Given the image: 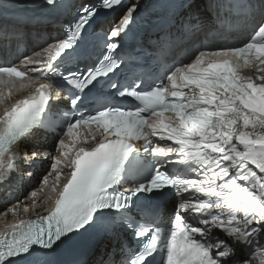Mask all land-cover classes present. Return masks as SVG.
I'll use <instances>...</instances> for the list:
<instances>
[{
	"label": "snow or ice",
	"instance_id": "snow-or-ice-1",
	"mask_svg": "<svg viewBox=\"0 0 264 264\" xmlns=\"http://www.w3.org/2000/svg\"><path fill=\"white\" fill-rule=\"evenodd\" d=\"M44 2L55 5L56 0ZM120 3L81 4L63 38H50L41 51L22 57L26 67L32 66L38 78L55 76L61 65L77 59L71 53L86 51L91 38L99 36L100 10ZM197 3L188 0V7ZM137 7L129 6L107 34L106 53L83 70L77 63L75 71L65 67L60 74L72 111L48 120L50 128L61 129L55 145L59 155L44 154L52 160V171L41 189L30 193V203H18L4 215L46 206L37 203L41 195L52 206L5 224L0 264L25 258L28 264H51L57 247L89 230L118 241L130 232L136 241L132 249L118 243L104 264H156L157 257L159 264H264V0L235 5L262 13L248 42L186 54L190 62L166 66L155 81L137 78L122 85L112 80L123 64L116 55L117 38L133 22ZM27 75L15 64L0 65V104L6 105L0 113V182L15 170L13 146L44 127L51 100L62 98L52 84L39 83L34 92L7 103L15 78ZM28 86L21 83L19 89ZM117 97L131 98L133 104L116 103ZM86 101L87 110L76 111ZM166 112L170 119L162 118ZM197 172L198 179L188 178ZM126 180L135 186L117 190ZM170 189L179 201L167 222L152 203L132 214L142 196L152 201ZM117 252L118 262L113 259Z\"/></svg>",
	"mask_w": 264,
	"mask_h": 264
},
{
	"label": "bare ground",
	"instance_id": "bare-ground-1",
	"mask_svg": "<svg viewBox=\"0 0 264 264\" xmlns=\"http://www.w3.org/2000/svg\"><path fill=\"white\" fill-rule=\"evenodd\" d=\"M92 0H82L80 1V3H84V2H90ZM150 1V0H149ZM148 2V0H131V5L132 4H136L137 6L141 5V4H146ZM205 2L206 0H198V3L195 5L194 9H197V13H205L206 9H205ZM0 3H2L3 6L5 5H10V4H14L15 2L11 1V0H0ZM26 5H32V6H42V0H29L27 2H24ZM189 8V7H188ZM3 9H0V12H2ZM48 149L49 146L45 145L36 135H33L30 139L28 140H24L22 143H20L19 146H14L13 151H16L20 156L19 159L17 160V165L18 168L20 169V166H24L23 170L20 171V177H18V175H15V171L11 172V177L13 179H16L15 183H11L10 187L8 188V186L4 187L3 189L0 190V199L4 198V192L5 190L8 188V190L12 191V187H16V186H24L26 185L29 181H32L34 179V175H35V169L37 168L36 166L31 169L29 166L32 163L37 162V164L39 165L38 167H42L43 164L46 163L45 159L43 158L42 155V150L43 149ZM34 153H39V157L36 158L33 156ZM59 155V153H57V156ZM52 165V163H51ZM51 165H50V170L51 169ZM29 173L31 175H29ZM55 176V173L52 172V175L49 176V183L52 182L53 177ZM63 181V179H62ZM61 181V182H62ZM40 188L42 187V185L40 184L39 186ZM45 192H47V189H45ZM11 193V192H10ZM21 214L22 211L18 212V214ZM31 212H29L30 214ZM12 215V214H10ZM10 218H8L6 220V222L9 220ZM110 245V240L108 238H105L104 240H101L97 246L95 247L94 253L91 257L95 258L96 254H100L101 250L103 247H106Z\"/></svg>",
	"mask_w": 264,
	"mask_h": 264
}]
</instances>
